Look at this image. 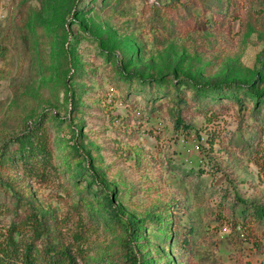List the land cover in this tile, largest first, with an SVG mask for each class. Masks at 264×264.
<instances>
[{
  "label": "rangeland",
  "instance_id": "obj_1",
  "mask_svg": "<svg viewBox=\"0 0 264 264\" xmlns=\"http://www.w3.org/2000/svg\"><path fill=\"white\" fill-rule=\"evenodd\" d=\"M263 93L264 0H0V154L38 121L52 147L34 175L0 155V241L35 210L64 244L81 233L77 264H123L107 193L123 220L165 216L168 242L138 238L148 264H264Z\"/></svg>",
  "mask_w": 264,
  "mask_h": 264
},
{
  "label": "trees",
  "instance_id": "obj_2",
  "mask_svg": "<svg viewBox=\"0 0 264 264\" xmlns=\"http://www.w3.org/2000/svg\"><path fill=\"white\" fill-rule=\"evenodd\" d=\"M167 10L170 11L169 4L166 5ZM220 12V11H218ZM167 20V19H165ZM123 78H130L132 75L120 72ZM162 80L156 79L154 83L158 86H162ZM201 92L207 91L220 97H233L236 100H240V98L235 94V92L231 91H222L220 87L209 88L207 85H201L197 88ZM227 94L229 96H227ZM256 98L262 96L264 98V93L262 95H255ZM174 127L176 130L179 129H188L190 125L184 123V120L179 115H176L174 118ZM16 146L10 149V152L7 153V149L2 150V157L8 155L7 159L4 162L6 164H13L22 162L25 168L28 170L29 174L34 175L37 174L38 171L36 169L37 161H42L44 165H51L52 159V147L50 144V136L47 131V126L44 123L38 121L33 125V128H27L23 133L18 135L15 138ZM72 149L82 155L87 163L88 156L86 152L79 153L81 150L75 143L71 144ZM4 152V153H3ZM0 154V155H1ZM1 162V160H0ZM8 162V163H7ZM78 162L75 166L74 173L76 177H80L85 172V164ZM1 164V163H0ZM87 165V164H86ZM84 168V169H83ZM89 175L91 176L89 179L84 177L87 182L88 187H92V185L97 181L96 176L92 169H88ZM244 202L243 200H241ZM101 206V208H105L107 219L119 222L123 231H124V254L125 261L123 264H148L145 260L141 259L137 254V242L138 238L147 230V225L154 224L157 226V230L163 234H167V231L170 230L169 223L165 220V216L160 214L151 215L147 214L146 217L141 219H133L128 218L123 220L120 211L114 205V201L109 194H105L101 196L99 202L97 203ZM248 206H252V215L259 219H264V205H257L255 203L249 204ZM248 210V207L244 209V211ZM27 225L31 231L30 239L21 242L17 241L14 237V234L17 230H19L21 225ZM58 225V221L56 218L52 217V219H47L43 215H39L37 211L30 210L26 217L21 220L19 223H13L8 226L6 233L4 234L5 241H0V264H77L76 262V254L71 251V246L76 245V250L81 251V242L82 235L80 232H76L73 234V240L70 243H63L60 235H53L52 229L56 228ZM46 235L48 237V241L46 243L40 242L41 246L36 245V241L40 240L41 236ZM58 238V242L54 243L53 239ZM161 239H167L168 237H159ZM168 242V239H167ZM22 243V244H21ZM80 244V245H79Z\"/></svg>",
  "mask_w": 264,
  "mask_h": 264
}]
</instances>
